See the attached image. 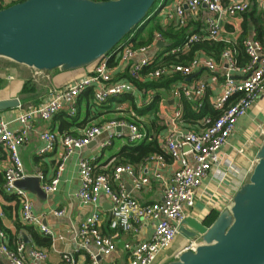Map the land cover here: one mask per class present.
Listing matches in <instances>:
<instances>
[{
  "label": "built area",
  "instance_id": "obj_1",
  "mask_svg": "<svg viewBox=\"0 0 264 264\" xmlns=\"http://www.w3.org/2000/svg\"><path fill=\"white\" fill-rule=\"evenodd\" d=\"M172 8L166 13L169 22L176 27L187 25L188 13L197 14L200 6H205L210 12L206 19V31L193 33L187 37L182 46L171 49V52L189 49L190 45L200 40L226 41L222 34L223 22L236 15H240L250 7L248 0H173ZM259 8L264 9V0H256ZM2 1L0 0V5ZM162 40L161 34L156 33L150 44L134 47L130 38L121 41L117 47L95 62V67L90 74L85 75L73 83L61 88L51 90V96L43 103L18 112L14 120L21 126L14 131L9 127L10 121L0 114V147L9 155V165L4 170L3 189L7 194H12L20 202V220L23 224L37 226L42 233L53 237V232L43 224V218L35 214L32 209V201L28 191L16 186L15 182L27 175L19 155V146L27 140L28 129L34 118L50 119L54 114L67 107L70 116L76 114V99L86 87H94V100L102 104L109 97L123 93H134L136 88L129 81H115L112 67L115 65L128 66L130 75L143 80L145 77H157L168 71L161 66L149 72L146 76L140 74V70L152 63V59L146 55L154 42ZM245 52L249 56V62L239 68L231 49H225L221 53V65H223V79L220 83L219 93L212 100V107L219 111L216 117L204 115L199 119H185L182 117L180 105L172 111L168 117L171 129L159 142L163 153L152 154L145 158L153 163L150 175L144 173L140 167L127 161L115 164L99 166L96 157L81 158L78 162L79 188L76 197L83 204L94 205V211L80 223L79 230L75 234V241L86 253L89 264H99L103 258L104 264H117L110 258L117 253L116 239L119 234H137L144 224L152 228V234L147 240L124 241L121 250L126 254L125 264H157L159 256L170 248L176 236L179 234L187 216V210L194 206L198 191L203 184V179L210 175L212 181L221 183L228 178H236L240 169L236 166L232 154H226L222 147L227 143L228 137L234 131L239 118L244 116L252 104L264 92V46L253 37L244 41ZM136 56L141 58L133 62ZM116 63L110 66L109 61ZM218 64L211 57L197 56L187 64H174L170 68L180 72L183 76L191 74L195 68H205L213 74L218 72ZM240 71L239 76L234 73ZM210 83L204 80H196L191 83H181L174 89V95H183L186 99L201 105L206 89ZM150 98H144L142 106H146ZM163 102V101H161ZM160 102V103H161ZM195 123L194 129L181 128L183 121ZM143 117H135L133 121L123 118H114L104 124L84 126L79 134L56 133L46 130L41 133L43 147L40 153L51 151L59 142L63 148L60 154L54 175L41 187L44 192L57 190L59 177L64 169L68 157L94 141L105 130H113L109 133L108 140L102 146L109 145L111 138L121 136L122 128L128 129L129 142H145L149 136L142 127ZM119 128V130H117ZM264 135V130H261ZM186 147V148H185ZM244 148L236 149V153H243ZM165 154L169 155L177 166L170 174L165 169ZM147 170V168H145ZM41 178L42 176L39 175ZM123 176L127 177L131 187L135 191H147L151 188V177L158 181L161 190L159 201L141 203L126 189ZM108 196L110 202L108 228L109 234H102L98 230L101 223V211L99 207L100 194ZM232 200L229 198L228 207ZM56 215H62L63 210H54ZM1 216V213H0ZM0 230V238L4 237ZM59 238H62L59 236ZM201 242L193 239L179 252L174 254L175 259L182 250H195ZM94 246V248H91ZM53 247V245H52ZM79 248H76L77 252ZM0 252L5 256L8 264H42L47 258V250L28 246L23 240L14 248L7 244L0 245ZM110 258V259H108ZM56 264H77L72 252L61 253L60 260Z\"/></svg>",
  "mask_w": 264,
  "mask_h": 264
},
{
  "label": "crops",
  "instance_id": "obj_2",
  "mask_svg": "<svg viewBox=\"0 0 264 264\" xmlns=\"http://www.w3.org/2000/svg\"><path fill=\"white\" fill-rule=\"evenodd\" d=\"M1 1L3 4V0ZM11 1L12 0H8L9 3ZM172 1L173 0H170V2H164L162 0L156 8V13L163 25H173V22H169L166 18V13L172 8ZM248 1L250 5L254 3L258 6L256 0ZM187 13V24L188 22H191V27L194 26L197 31H199L197 33L205 32L207 28L206 19L210 15L207 8L205 6H200L197 14ZM241 21L242 17L236 15L227 18L223 22L222 34L225 38L230 40L229 42L235 40L239 35ZM249 37H253V34L251 33ZM159 41L165 42L163 38L162 40L154 42L146 53V55L152 59V62H154L156 57L160 55V52L162 51L161 48L164 46H158L157 43ZM197 56L208 57L204 56V54H196L195 57ZM140 58V56H136L133 59V62L138 61ZM216 63L219 66L218 72L215 74L209 72L205 68H195L191 74L185 75L187 77L184 81L175 83L169 91L161 89V91H159L157 107H150L144 112L138 110L145 109L147 105L153 102V99L158 94L157 90H148L144 95L139 94L137 91L134 93H123L117 96H111L104 103L99 104L94 100V87H86L76 99L77 111L75 115L70 116L67 107L64 106L63 109L58 111L48 120H43L41 118H34L32 120L31 127L28 129L27 140L19 146V155L24 173L27 176L41 175L42 178L39 176L41 179V185L44 182L49 181L54 175L59 156L63 153V148L61 144L57 142L51 151L43 154L39 152L44 143L41 138V133L46 130L52 131L57 135H62L64 133L75 135L79 134L81 129L87 125L104 124L108 120L114 118H123L125 120L133 121L135 117L139 116L144 118L142 127L146 130L149 136V139L147 138L145 142L148 143L153 139H156L159 143L169 129H171L168 117L177 106L180 105L182 117L187 119L184 117L181 104V97L184 96H175L173 94L174 89L179 88L181 83L188 84L196 80H204L210 83V88L206 89L204 97H207L212 107V100L219 93L220 83L223 79V73L225 72L223 70V65H221V60ZM94 67L95 63L84 68L66 71L59 69L51 71L37 70L0 56V100H19L17 106L1 110V116L10 121L9 127L12 130H18L21 124L14 120L18 112L43 103V101L50 98L51 90L71 84L75 80L90 74ZM124 68L125 66L122 65H115L112 67L115 81H127L124 75H122L124 73ZM234 75L236 77L239 76L240 71L235 72ZM126 94L133 96L132 100L127 98L121 99L122 97L120 96ZM144 98H150V101L146 106L141 105ZM195 107L198 106L195 105ZM189 119L194 120L195 118ZM180 126L181 128L194 129L195 123L185 120L180 123ZM261 130H264V92L252 104L247 113L238 119L234 131L228 137L227 143L222 147V150L226 154L233 155L236 166L240 169V173L236 178H228V180H224L221 183L212 181V179H210L211 174H208L203 179V184L198 191L194 206L190 209H186L187 216L179 234L176 236L170 248L160 254L157 264H164L175 259L174 254L186 246L190 240L198 239L202 242L201 236L209 226L207 221L208 218L211 217L212 212H217L218 214L224 208H227L229 198L232 200V194L238 189L237 187L248 179L252 167L256 162L258 146L264 138ZM112 131L113 130L109 129L102 131L94 141L90 142L83 148L76 150L68 157L59 177L56 191L45 192L44 196L38 197L36 194L26 190L32 201L33 212L42 216L43 224L53 232V237L51 238L45 233H42L37 226H30H32L40 236H48L50 238L49 246L42 245L40 242L34 240L31 230L25 228L19 232V235H17L18 237L12 242L13 245L10 246V244H12L11 235L16 234L17 232L16 224L17 222H21L20 202L14 195L7 194L3 191L4 170L9 165V155L4 148L0 147V230L5 234L3 238H0V245L5 243L10 248H14L19 241L23 240L28 246H36L45 249L47 250L48 258L42 262V264H56L60 260L61 253L64 251L72 252L75 255L77 264H89V259L86 253L78 247V244L75 241V234L79 230L82 220L89 216L94 211L95 207L92 204H83L76 197L80 184L78 162L81 158L91 157H96L99 166L110 164L111 160L112 163L118 161L120 149L124 144L129 143V140L127 139L128 129L126 127L122 128L121 136L114 135L111 138L109 145L102 146V143H105V141L108 140L109 133ZM240 147L244 148L243 153H236V149ZM249 153L253 154V157H251L246 166L237 164V159H240L241 157L245 159V155ZM164 155L167 166L165 169H167V174H170L177 164L172 162L169 155L165 153ZM133 165L137 170H140V167H143L141 170L147 175H150L151 168H153V163L146 160L142 163ZM145 168H147V170ZM123 180L126 189L129 188V190H127L130 191L139 202L148 203L159 201L161 199V190L158 181L154 180L152 177L151 188L144 192L135 191L131 187L127 177L123 176ZM8 196H13L14 199H9ZM16 202L19 204L18 207L15 205ZM98 203L102 219L97 228L100 233L109 234L111 233V230H109L107 226L110 208L108 196L101 193ZM60 209L64 211L62 215H56L53 212L54 210ZM205 211L207 212V215H205L204 219L200 221L199 218ZM151 234L152 228L147 224H144L141 227L140 232L135 235L126 233L119 234L116 239L118 251L110 258H113L117 264H125L126 254L121 250L122 243L124 241L147 240L150 238ZM59 236L62 238H59ZM17 239L18 242H16ZM76 248H79L77 252H75ZM91 248H94V246H91ZM104 261L106 260L103 258L99 259V264H104ZM0 264H8L7 259L1 252Z\"/></svg>",
  "mask_w": 264,
  "mask_h": 264
},
{
  "label": "water",
  "instance_id": "obj_3",
  "mask_svg": "<svg viewBox=\"0 0 264 264\" xmlns=\"http://www.w3.org/2000/svg\"><path fill=\"white\" fill-rule=\"evenodd\" d=\"M155 1L15 2L0 8V56L37 70L87 67L115 49L143 21ZM18 104V99L0 100V111ZM15 184L38 197L45 195L39 176H26ZM201 240L195 250H182L164 264H264V138L248 179Z\"/></svg>",
  "mask_w": 264,
  "mask_h": 264
},
{
  "label": "trees",
  "instance_id": "obj_4",
  "mask_svg": "<svg viewBox=\"0 0 264 264\" xmlns=\"http://www.w3.org/2000/svg\"><path fill=\"white\" fill-rule=\"evenodd\" d=\"M19 1L22 0H12L8 4H1L0 8L9 6ZM161 1L162 0H156L153 6L147 12L143 21L133 27L131 31L122 39L124 40L130 38L133 46L138 47L150 44L153 41L155 34L160 33L163 40L167 43V45L161 48L162 51L160 52V55L156 57L155 61L144 66L140 70V74L146 76L149 72H152L161 66L167 67V69H169L168 71L160 74L157 77H145L143 80H141L130 75L128 66H125L123 70L124 73L122 75H124L127 81L134 85L136 91L139 94L144 95L148 90L158 91V94L153 99V102L147 105L145 109L138 110L140 112H144L150 107H157V100L159 99V91H161V89L169 91L175 83L184 81L186 79L187 76H183L180 72L171 70L170 68L172 65L177 63L187 64L195 57L196 54H204V56L211 57L216 62H220L222 51L225 49H231L234 52L237 65L239 67H243L249 62V56L245 52L244 41L251 35V33L253 34V37L260 41L264 46V9H261L256 4L252 3L246 11L240 14L242 17V21L240 23V33L235 38V40H231L232 42L204 39L192 43L189 50L186 52L178 51L172 53L170 52L171 49L182 46L188 36L199 31H197L196 27H191V22H188V24L183 27L163 25L156 13V8ZM163 1L170 2V0ZM115 63V60L109 61L110 66L114 65ZM120 97H122L121 99L127 98L132 100L133 96L126 94L121 95ZM181 104L184 117L186 118H195L194 120H196L204 115L216 117L219 114V111L214 110L211 107L207 97L204 96L201 99V105L199 107H195L196 102L190 101L185 97H181ZM157 153H163V150L159 146V143L156 139H153L148 143L143 141L138 143L129 142L124 144L120 149L119 160L116 161L115 164L125 161L131 164H139L142 163L148 156ZM8 197L9 199H14L13 196ZM15 205L18 207V202H16ZM217 215V212H212L211 217L208 218L207 221L208 225L213 222ZM24 228L31 230L34 240L40 242L42 245H50V238L48 236V238L40 236L32 226L23 224L21 222H17L16 224L17 232L16 234L11 235V243L18 237L17 235H19V232ZM18 239L16 242H18ZM12 245L13 243L10 244V246Z\"/></svg>",
  "mask_w": 264,
  "mask_h": 264
},
{
  "label": "rangeland",
  "instance_id": "obj_5",
  "mask_svg": "<svg viewBox=\"0 0 264 264\" xmlns=\"http://www.w3.org/2000/svg\"><path fill=\"white\" fill-rule=\"evenodd\" d=\"M10 1V0H9ZM5 3H9L8 0H3V4L5 5ZM245 159L243 157H241L240 159H237L236 162L237 164L241 165V166H246L248 161L251 159V157H253V154L249 153L247 155H245ZM247 180V179H246ZM238 188V187H237ZM233 195V194H232ZM207 215V212L205 211L202 216L199 218L200 221H202L204 219V216ZM173 250V249H172ZM170 252V251H169Z\"/></svg>",
  "mask_w": 264,
  "mask_h": 264
}]
</instances>
